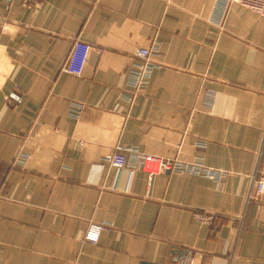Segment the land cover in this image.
I'll use <instances>...</instances> for the list:
<instances>
[{"label":"crops","instance_id":"crops-1","mask_svg":"<svg viewBox=\"0 0 264 264\" xmlns=\"http://www.w3.org/2000/svg\"><path fill=\"white\" fill-rule=\"evenodd\" d=\"M222 2L0 0V264H264V17ZM118 146L221 178L113 167ZM90 223L112 229L93 244Z\"/></svg>","mask_w":264,"mask_h":264},{"label":"built area","instance_id":"built-area-1","mask_svg":"<svg viewBox=\"0 0 264 264\" xmlns=\"http://www.w3.org/2000/svg\"><path fill=\"white\" fill-rule=\"evenodd\" d=\"M31 1V0H26ZM40 5L41 0H32ZM223 8L224 11L228 9L231 4L238 3L249 7L259 15L264 17V0H223ZM223 11V13H224ZM222 22V19L220 23ZM92 51V47L83 42L80 39L74 41L71 52L63 64L61 71L64 73H68L71 75L80 76L83 74L89 58L90 53ZM155 51L153 49H139L133 57V61L130 65V69L128 71L129 78L128 82L130 86L134 89L135 93H139L142 88H144L155 67L156 63L154 61ZM81 106H77V110L79 111ZM201 147L205 146V143L199 144ZM127 152H134L136 157L131 164L129 158L127 156ZM105 159L109 162V164L113 167L124 168L131 164L133 167L142 169L151 177L157 173L162 171H182L186 173H192L195 175H202L208 178L219 179L221 178V172L216 170L209 169L200 163L199 160H196L193 163H180L178 161H169L160 159L158 157H154L152 155H146L140 153L136 150H126L121 146L117 147V150L114 153L106 155ZM21 163V159L18 160ZM22 164V163H21ZM25 164V163H24ZM261 173V174H260ZM255 193L254 195L264 196V169H260L257 167V171L254 175L251 176ZM252 198V196H251ZM196 217L202 221L203 223L211 224L215 221L217 216L213 213L206 212H197ZM112 229V225L107 223H90L87 233H86V241L96 244L99 242L100 236L104 232H109ZM183 264H195V259L186 255L182 256L181 259ZM74 264V263H73Z\"/></svg>","mask_w":264,"mask_h":264}]
</instances>
